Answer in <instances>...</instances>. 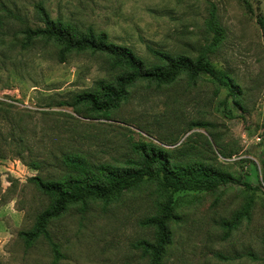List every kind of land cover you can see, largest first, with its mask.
<instances>
[{
    "label": "rangeland",
    "instance_id": "1",
    "mask_svg": "<svg viewBox=\"0 0 264 264\" xmlns=\"http://www.w3.org/2000/svg\"><path fill=\"white\" fill-rule=\"evenodd\" d=\"M39 2L51 18L104 31L146 60L148 47L190 58L204 53L238 96L208 75H182L168 85L136 82L107 116L76 113L60 103L99 80L110 82L119 70L89 50L60 61L56 46L44 41L22 49V36L14 39L18 18L40 26ZM0 110L13 115L22 144H5L0 157V264H146L137 243L151 241L153 231L139 221L163 201L152 180L54 220L49 231L58 259L44 237L26 247L18 236L47 203L31 177L58 174L71 155L124 166L140 142L167 150L173 163L208 164L229 176L213 191L174 194L162 264H264V0H0ZM235 219L233 229L223 226Z\"/></svg>",
    "mask_w": 264,
    "mask_h": 264
},
{
    "label": "trees",
    "instance_id": "2",
    "mask_svg": "<svg viewBox=\"0 0 264 264\" xmlns=\"http://www.w3.org/2000/svg\"><path fill=\"white\" fill-rule=\"evenodd\" d=\"M40 23L38 27H31L18 18L22 27L14 34V39L20 40L22 49L37 41L56 46L60 61L72 52L91 51L104 56L110 68L118 71L110 82L99 80L93 90L75 92L71 102L60 104L74 106V111L81 109L91 113L107 116L118 108L126 98L128 88L138 81L155 83L156 86L173 83L182 75L196 78L199 74L210 76L213 80L226 85L233 97L238 96L235 88L227 76L220 74L201 53L195 58L186 55H172L148 47L151 60L138 56L131 48L115 44L108 40L104 31L95 32L92 29L80 30L74 24H63L59 19L49 16L41 2L34 5ZM212 18V16H211ZM207 27L212 29L217 39L221 30L214 19H209ZM10 111L0 110V157H4L5 144L21 146V136L15 135L17 124L14 123ZM199 123L197 126H204ZM9 127V130L6 127ZM15 140V141H14ZM16 140L18 143H16ZM176 151L173 150L171 152ZM180 150H177L178 153ZM135 158L126 160L124 166L109 165L95 166L81 156H66L64 168L58 174L43 177L36 175L30 178L38 191L43 194L46 206L35 215L30 230L18 232L26 247H30L40 237H44L52 246L55 257L60 256L58 244L52 240L49 227L51 223L63 216L69 208L79 206L83 212L93 202L100 201L108 204L116 199L123 191L132 190L142 182L152 180L161 193L163 201L159 204L157 213L139 221L141 226L152 229V240H140L137 245L141 249L146 264H162L166 249L171 244L169 222L174 218L178 192L213 191L229 181V176L215 170L208 164L191 161L172 162L171 154L163 148L149 143L132 144ZM20 155V152H16ZM183 154V153H182ZM32 165L39 166L32 162ZM261 181L264 186V158L261 161ZM236 219L228 220L223 226L231 230L236 226ZM253 258L254 254H249Z\"/></svg>",
    "mask_w": 264,
    "mask_h": 264
}]
</instances>
